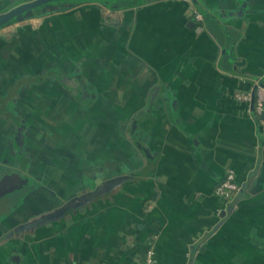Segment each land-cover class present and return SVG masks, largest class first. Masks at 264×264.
Listing matches in <instances>:
<instances>
[{
  "label": "crops",
  "instance_id": "1",
  "mask_svg": "<svg viewBox=\"0 0 264 264\" xmlns=\"http://www.w3.org/2000/svg\"><path fill=\"white\" fill-rule=\"evenodd\" d=\"M110 1L0 27V264H264V0Z\"/></svg>",
  "mask_w": 264,
  "mask_h": 264
},
{
  "label": "built area",
  "instance_id": "2",
  "mask_svg": "<svg viewBox=\"0 0 264 264\" xmlns=\"http://www.w3.org/2000/svg\"><path fill=\"white\" fill-rule=\"evenodd\" d=\"M194 17L201 19L202 14L194 11ZM235 97L239 100H244L249 103L250 111L253 112L259 119V124L264 126V84L257 78L253 81L251 86L245 90L235 93ZM240 189L239 183L235 179L234 171L228 168L225 171L223 178L215 186V193L225 198H232ZM153 247L147 248L141 264H154Z\"/></svg>",
  "mask_w": 264,
  "mask_h": 264
},
{
  "label": "water",
  "instance_id": "3",
  "mask_svg": "<svg viewBox=\"0 0 264 264\" xmlns=\"http://www.w3.org/2000/svg\"><path fill=\"white\" fill-rule=\"evenodd\" d=\"M63 1H66V2H70V1L71 2H81V1L100 2L103 0H28V1H25L24 3H21L19 5L12 7L11 9H9L7 11L2 12L0 14V27L4 24L8 23L9 21H11L13 18L17 19L18 17L23 16L24 14H27L29 11L31 12L32 9H34V8H37V7H40V6L49 4V3H57V2H63ZM106 1H108V0H106ZM262 117H264V113L262 114ZM118 180L119 179H113L112 181H109L107 183L99 185L93 191V193H89L88 195H85V198L81 197L79 200L72 201L71 202L72 204L66 203V206H67L66 209L70 208V205H73V206H71V208H72L74 206H79L82 203H85L89 199L90 196L100 194L101 191L106 189V185H109V184L112 185V184L116 183V181H118ZM241 190H242V188H240L238 192H240ZM61 210H62L61 208L56 209L51 214L43 215L41 218L38 219V221L36 223L42 222V220H48V219H51V218H54L57 216H62L65 213V211L61 212ZM63 210H64V207H63ZM26 226H28V224Z\"/></svg>",
  "mask_w": 264,
  "mask_h": 264
},
{
  "label": "flooded vegetation",
  "instance_id": "4",
  "mask_svg": "<svg viewBox=\"0 0 264 264\" xmlns=\"http://www.w3.org/2000/svg\"><path fill=\"white\" fill-rule=\"evenodd\" d=\"M76 204H77V203H76ZM63 207H64V210H63ZM60 208L62 209V210H61V212H62V211H65V209L67 208V206H66V204H64V205H62ZM60 208H59V209H60ZM48 214H49V213H48ZM48 214H45V215H48ZM40 218H41V217H40ZM37 221H38V219H35L34 221H31V222L29 221L27 224H28L29 227H32V225L35 224Z\"/></svg>",
  "mask_w": 264,
  "mask_h": 264
},
{
  "label": "trees",
  "instance_id": "5",
  "mask_svg": "<svg viewBox=\"0 0 264 264\" xmlns=\"http://www.w3.org/2000/svg\"><path fill=\"white\" fill-rule=\"evenodd\" d=\"M134 1H136V0H112V1H110V3H119L120 5L122 4V3H124V2H134ZM60 3V2H59ZM12 20H14V18L12 19ZM11 20V21H12ZM237 195V194H236Z\"/></svg>",
  "mask_w": 264,
  "mask_h": 264
}]
</instances>
